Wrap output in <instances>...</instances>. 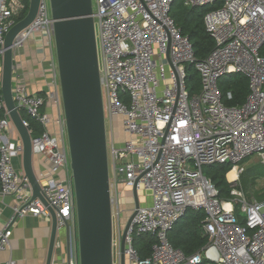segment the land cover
<instances>
[{"label":"built area","instance_id":"built-area-1","mask_svg":"<svg viewBox=\"0 0 264 264\" xmlns=\"http://www.w3.org/2000/svg\"><path fill=\"white\" fill-rule=\"evenodd\" d=\"M25 1L0 0V65L4 37L17 23ZM174 2L94 0L99 80L110 133L113 219L120 223L134 187L139 200L125 237V255L130 264H264V200L248 201L236 189L237 178L231 182V198L220 200L203 174L204 167L231 164L239 175L242 161L254 155L264 158V0H181L186 8H210L203 25L214 47L203 60L196 59L187 36L170 17ZM29 40L48 49L54 59L49 0H40L35 19L16 37L14 54ZM189 66L200 77V89L193 94L187 84ZM54 71L57 78L47 95L57 112L54 120L44 110L45 98L30 94L21 77H12V97L18 113L43 130L32 136L29 121L23 120L33 157L50 163L37 179L41 195L55 211L57 233H65V239L68 226L69 246L58 238L51 264H79L71 177L64 182L57 178L60 170L69 171V148ZM235 74L247 79L249 92L242 105L228 106L224 101L232 99L231 92L223 95L219 82ZM117 119L127 136L121 144L113 134ZM50 124L53 131L48 130ZM22 153L0 96V197L13 200V214L0 227V252L9 247L17 219L30 215L51 222L41 201L33 199L22 170L13 165ZM237 209L245 214L243 225ZM188 210L204 211L207 239L190 256L169 242V233ZM142 235L156 239L145 259H139L132 246L133 238ZM4 264L17 263L9 259Z\"/></svg>","mask_w":264,"mask_h":264},{"label":"water","instance_id":"water-1","mask_svg":"<svg viewBox=\"0 0 264 264\" xmlns=\"http://www.w3.org/2000/svg\"><path fill=\"white\" fill-rule=\"evenodd\" d=\"M40 0H29L26 16L5 35L0 91L5 110L23 145L22 172L33 199H39L51 218L45 264H51L57 237V219L41 195L33 168L31 137L12 97L13 44L35 19ZM54 30V51L62 112L69 148V169L76 205V243L79 264H113V216L107 159L106 122L99 80L96 30L92 0H49ZM134 208L120 243L119 264H125V237L139 208ZM66 246L69 231L65 225Z\"/></svg>","mask_w":264,"mask_h":264},{"label":"crops","instance_id":"crops-1","mask_svg":"<svg viewBox=\"0 0 264 264\" xmlns=\"http://www.w3.org/2000/svg\"><path fill=\"white\" fill-rule=\"evenodd\" d=\"M13 57H14L13 58L14 68H13L12 77L14 76L21 77L24 80V83L30 94H36L45 98L46 105L44 110L49 112V114L52 116V120H54L57 115V112L55 107L52 105V103L47 99V95L53 90L52 84L54 81H56L57 78V77L55 78L54 76V72H55L54 70L56 69V67H55V61L54 59H52L50 51L48 49H45L41 44L35 42V40H29L25 42L23 48L19 50L16 54H14ZM115 122L116 123L113 129V134L115 136L116 142L118 144H121L122 142H124V140H127V136L126 134H124V132H122V129L119 126V119L115 120ZM48 130L53 131L52 124L49 125ZM249 158L242 161L239 164V167L243 168V166L249 162ZM254 161H256V158L254 159ZM13 165L16 169L22 170L21 168L22 159L20 158L15 159L13 161ZM229 165L231 167V170L226 174L225 177L227 183L229 184L230 193L232 190L231 188L232 181L228 179L227 175L230 172L235 171L236 177L234 179L237 178L236 189L242 192L245 198L247 199L248 197L246 192L243 191L240 186L241 173L237 175V170L233 168L231 164ZM255 165H259V166L264 165V162L261 164H256L255 162ZM33 168L36 174L41 172L45 173L47 170L50 169V163L45 161L44 158L33 157ZM206 168L207 167L203 168L204 176H205L204 169ZM70 176H71V172L64 169L60 170L57 174V178L62 182L67 181L68 178H70ZM259 180H264V178H260ZM263 192L264 191L259 192L258 196L253 198L258 200L259 197L264 196ZM126 202L127 203H125V207L126 208L130 207V211L126 210L128 215V213L131 212L132 209L134 208L133 197L132 199L129 198V200H126ZM12 205H13L12 198L0 197V227L7 224L8 221L10 220L13 214ZM198 212L199 211L188 210L186 215L184 216L185 220L187 218L193 217ZM188 213H192L193 215L191 217H186ZM202 223L200 226V236L202 238L203 237L206 238L202 231ZM11 231H12V235L10 238L9 247L5 251L0 252V264H4V262H6L9 259L13 260L17 264H45L47 252H48L51 222L45 219H39L28 215L25 216L24 218L17 219L11 226ZM173 233H174V228L169 233V237ZM64 236L65 233L58 232L56 240L58 238L61 240H66Z\"/></svg>","mask_w":264,"mask_h":264},{"label":"trees","instance_id":"trees-1","mask_svg":"<svg viewBox=\"0 0 264 264\" xmlns=\"http://www.w3.org/2000/svg\"><path fill=\"white\" fill-rule=\"evenodd\" d=\"M25 9L15 18L18 22L23 19L28 11V0L25 1ZM210 10L205 8H186L181 0H175L170 10V17L173 19L176 27L181 31L182 35L187 36L192 46L193 54L197 60H203L212 51L214 43L206 33L203 25V17ZM187 84L192 83L191 94L196 93L200 89V77L196 70L191 66L187 67ZM237 79L226 82L223 90L231 92L232 99L224 101L228 106L242 105L249 92L248 81L243 76H237ZM1 96V92H0ZM4 113V112H3ZM2 115V113H1ZM23 120L29 121V128L32 136L42 133V128L37 123L28 120V118L20 113ZM231 170L229 164L210 166L204 169L205 176L212 182L218 192L220 200H228L231 198L229 184L226 180V174ZM233 172V171H232ZM230 172V173H232ZM230 173L227 175L229 177ZM251 173L247 169L240 174V186L243 191L254 185L251 181ZM260 178H264V171H261ZM257 197V196H256ZM264 199V196L258 200ZM204 211H199L191 218H181L174 227V233L169 237L171 246L180 249L185 255L190 256L206 244V238L200 236V226L204 220ZM185 220V221H184ZM156 244V239L152 235H142L133 238L132 246L137 253L139 259L149 257L152 247ZM204 264V263H201Z\"/></svg>","mask_w":264,"mask_h":264},{"label":"rangeland","instance_id":"rangeland-1","mask_svg":"<svg viewBox=\"0 0 264 264\" xmlns=\"http://www.w3.org/2000/svg\"><path fill=\"white\" fill-rule=\"evenodd\" d=\"M92 9H93V11L95 10L94 0H92ZM95 27H96V25H95ZM53 55H54V61H55V67H56L54 48H53ZM0 76H1V65H0ZM237 76H241V75H238V74L231 75V76L226 75L220 79L219 86H220V90H221L223 95H225V93L227 92V91L225 92L223 90L224 84L226 82H230V81L237 79L236 78ZM191 88H192V83L189 82L188 83L189 91H191ZM106 138H107V155L109 157L110 156V133H109V124H107V123H106ZM255 158H256V161H254ZM255 162H256V164H261L264 162V158L262 156L254 155L251 158H249V162L243 166L244 170L247 169L248 171H250L251 181H253V180L255 181L254 185L249 186L245 191L247 194V197H248L247 198L248 201H251L253 199V197L258 196L259 192L264 191V180H259L260 179V173H261V171L264 170V165H260V166L255 165ZM108 163H109V165L111 164V162L109 161V158H108ZM69 171H70V169H69ZM233 173H234V178H235L236 177L235 171L230 173V174H233ZM234 178L232 179L231 175H229V177H228V179L231 181H233ZM255 189H257L258 191ZM141 194L143 197L148 196L147 193L142 192ZM263 194H264V192H263ZM138 195H140V194H138ZM122 210H123V212L121 214L120 223H117V220L113 219L114 220L113 221V264H119L120 241L122 239V235H123L124 229L126 227V224L129 220L130 216L132 215V212H129L128 215L126 212V210L130 211V207L126 208L124 206V207H122ZM192 215H193L192 213H188L186 217H191ZM236 215L238 217V223L240 225H243L244 220H245V214L242 213L239 209H237ZM125 264H130V261L126 255H125Z\"/></svg>","mask_w":264,"mask_h":264},{"label":"bare ground","instance_id":"bare-ground-1","mask_svg":"<svg viewBox=\"0 0 264 264\" xmlns=\"http://www.w3.org/2000/svg\"><path fill=\"white\" fill-rule=\"evenodd\" d=\"M231 175V178L233 179L234 178V173L233 174H230Z\"/></svg>","mask_w":264,"mask_h":264}]
</instances>
